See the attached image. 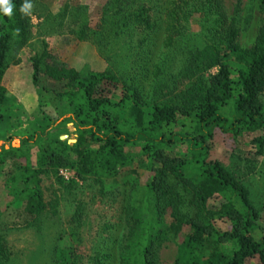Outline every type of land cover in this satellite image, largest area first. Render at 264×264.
Returning a JSON list of instances; mask_svg holds the SVG:
<instances>
[{
  "label": "trees",
  "instance_id": "trees-1",
  "mask_svg": "<svg viewBox=\"0 0 264 264\" xmlns=\"http://www.w3.org/2000/svg\"><path fill=\"white\" fill-rule=\"evenodd\" d=\"M256 1L264 14V0ZM10 3L11 16L0 12V106L9 102L2 81L11 42H26L33 27L31 14L20 10L25 0ZM148 11L139 12L136 21L152 31ZM198 18L204 19L206 42L184 48L179 71L171 78L174 86L158 85L164 87L163 97L157 87L155 96L147 98L111 71L82 74L58 64L47 50L32 59L35 81L45 66L50 79L66 83L70 111L64 120L76 125L78 138L72 145L51 139L39 148L42 168L27 161L9 179L10 200L0 210V230L11 224L36 226L48 206L40 176H54L68 188L76 181L66 183L59 170L73 169L76 180L93 179L103 197L124 189L127 234L119 264H159V250L171 240H178L176 264H264V212L255 209L250 190L211 158L209 146L218 130L253 135L251 152L257 159L264 156V23L254 45L243 48L238 21L228 14L224 0H172L165 13L164 46L175 48ZM163 73L159 68L155 76ZM181 118L192 119V134H167L165 128ZM179 140L188 144L190 158L166 148ZM30 144L35 138L23 140V146ZM21 150H0V166L22 159ZM137 157L147 161L144 172L132 167ZM10 257L0 235V264ZM56 263L78 264V257L58 249Z\"/></svg>",
  "mask_w": 264,
  "mask_h": 264
},
{
  "label": "rangeland",
  "instance_id": "rangeland-1",
  "mask_svg": "<svg viewBox=\"0 0 264 264\" xmlns=\"http://www.w3.org/2000/svg\"><path fill=\"white\" fill-rule=\"evenodd\" d=\"M171 1L32 2L31 34L26 42L19 39L11 42L9 67L2 81L9 102L0 106V150L22 149V159L11 158L0 166V210L5 209L10 200L7 183L19 173V168L27 161L36 169L42 168L41 146L62 136H68L70 140L78 138L76 125L64 120L70 111L68 99L64 96L69 90L66 83L50 79L44 73L45 66L35 81L32 59L47 50L58 64L82 74L111 71L122 82L135 84L147 98L153 97L158 85L174 86L175 79L171 78L179 71L184 48L188 45L202 46L206 42V25L204 19L198 18L193 20L175 48L168 50L164 46L165 13ZM224 2L228 14L238 21L241 46L251 48L264 23L258 2ZM144 8L149 9L146 14L151 16L155 25L152 31L137 26V15ZM159 68L164 73L155 76ZM164 91V87H159L158 96L163 97ZM119 97L116 94L115 102ZM230 112L231 108H226L228 115ZM116 115L117 112L113 111L112 116ZM193 128L192 119L181 118L167 126L165 132L192 134ZM27 137L35 138V144L23 146ZM252 138L253 135L237 136L218 130L209 146L211 158L221 162L250 190L255 209L263 213L264 156L257 159L251 152ZM166 148L181 158H190L186 142L179 140ZM146 164L145 158L137 157L132 167L144 172ZM59 176L66 183L75 180L76 184L65 188L54 176H40L48 206L36 226L11 224L8 229L0 230L11 253L5 264H57L58 249L75 253L78 264H119V254L127 234L122 213L124 189L119 187L103 197L93 179L87 182L76 180L73 169H60ZM226 199L240 206V201L234 196L228 195ZM177 254L178 240L164 243L159 250V264H176ZM247 264H258V261L251 260Z\"/></svg>",
  "mask_w": 264,
  "mask_h": 264
},
{
  "label": "clouds",
  "instance_id": "clouds-1",
  "mask_svg": "<svg viewBox=\"0 0 264 264\" xmlns=\"http://www.w3.org/2000/svg\"><path fill=\"white\" fill-rule=\"evenodd\" d=\"M32 9V3L30 0H25V3L21 6V12L25 15H30ZM0 12L4 15L11 16L13 12V5L10 0H0Z\"/></svg>",
  "mask_w": 264,
  "mask_h": 264
},
{
  "label": "water",
  "instance_id": "water-1",
  "mask_svg": "<svg viewBox=\"0 0 264 264\" xmlns=\"http://www.w3.org/2000/svg\"><path fill=\"white\" fill-rule=\"evenodd\" d=\"M66 139H68V136H62L61 137V140H66ZM68 143L69 144H74V143H77V140H70V139H68Z\"/></svg>",
  "mask_w": 264,
  "mask_h": 264
},
{
  "label": "bare ground",
  "instance_id": "bare-ground-1",
  "mask_svg": "<svg viewBox=\"0 0 264 264\" xmlns=\"http://www.w3.org/2000/svg\"><path fill=\"white\" fill-rule=\"evenodd\" d=\"M18 144V142H16V145Z\"/></svg>",
  "mask_w": 264,
  "mask_h": 264
}]
</instances>
